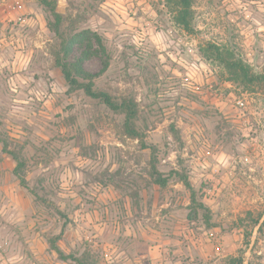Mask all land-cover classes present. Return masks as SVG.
<instances>
[{
	"label": "rangeland",
	"instance_id": "374dc122",
	"mask_svg": "<svg viewBox=\"0 0 264 264\" xmlns=\"http://www.w3.org/2000/svg\"><path fill=\"white\" fill-rule=\"evenodd\" d=\"M55 1L63 31H88L68 59L136 101L141 135L68 89L38 0H0V134L25 178L0 143V264H77L52 238L92 264H264V80L245 89L200 52L264 74V0H194L189 30L163 0Z\"/></svg>",
	"mask_w": 264,
	"mask_h": 264
},
{
	"label": "trees",
	"instance_id": "16d2710c",
	"mask_svg": "<svg viewBox=\"0 0 264 264\" xmlns=\"http://www.w3.org/2000/svg\"><path fill=\"white\" fill-rule=\"evenodd\" d=\"M48 13L47 24L51 31L54 32L59 40L58 46L51 52L53 64L59 68L61 75L70 90H82L88 97L97 100L112 112L122 115V131L131 138L140 137L141 133L135 126V120L138 114L137 103L134 99L127 97H114L109 92L99 89L95 86V73L86 71L79 58L70 61L71 52L76 42L87 37L88 31L82 30L78 32H65L61 29L64 15L57 11L55 0H38ZM193 1L194 0H163L164 5L173 12L175 22L184 30H189L193 19ZM93 34V33H92ZM95 37L100 39L96 34ZM90 40V38H87ZM89 46V44H88ZM200 52L206 59H212L219 63L223 68L229 81L243 86L245 89L254 90L264 80V74L255 72L251 66L242 58L235 56L234 53L224 45L207 42L200 47ZM1 151L10 155L15 160L13 173L18 178L21 185L25 186L24 175L21 169L24 166L23 158L13 149L9 148V140L7 136L0 134ZM178 173V172H175ZM150 178L153 183L161 187L167 185L169 174L162 173L155 165L150 166ZM179 180L189 189L191 197L194 190L185 174H178ZM198 208L207 211V208L201 204H197ZM208 220V218H207ZM259 218L254 220V225ZM49 245L55 251L58 258L62 260L70 259L77 264H92L89 260V254L83 252L80 255L74 253H65L57 244L55 238L49 240Z\"/></svg>",
	"mask_w": 264,
	"mask_h": 264
}]
</instances>
